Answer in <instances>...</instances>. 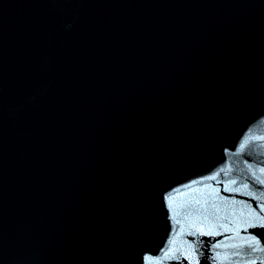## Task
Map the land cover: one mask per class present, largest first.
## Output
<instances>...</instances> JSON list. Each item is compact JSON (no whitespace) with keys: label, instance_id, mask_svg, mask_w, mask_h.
<instances>
[{"label":"water","instance_id":"water-1","mask_svg":"<svg viewBox=\"0 0 264 264\" xmlns=\"http://www.w3.org/2000/svg\"><path fill=\"white\" fill-rule=\"evenodd\" d=\"M261 169L264 0H0V264H264Z\"/></svg>","mask_w":264,"mask_h":264},{"label":"snow or ice","instance_id":"snow-or-ice-1","mask_svg":"<svg viewBox=\"0 0 264 264\" xmlns=\"http://www.w3.org/2000/svg\"><path fill=\"white\" fill-rule=\"evenodd\" d=\"M261 171L262 172H264V169H261ZM209 179H211V180H215L216 179V177L215 176H212V177H209ZM262 184H264V181H260ZM233 183H235V181H233ZM245 187H247V185H245ZM229 189H225V191H228ZM239 189H237V191H238ZM179 191L180 190H177V194L179 193ZM250 195H251V193H249ZM262 210H264V209H262ZM179 223H180V221L179 220H176V224L177 225H179ZM262 227H264V225H261ZM188 235H195L196 233L195 232H191V231H189L188 233H187ZM202 234H209V235H211L212 233L211 232H209V233H202ZM258 242L257 241H255V240H253V241H251L250 242V245L251 244H257ZM217 246H219V245H217ZM252 251H261V252H264V248H259V247H256V248H253L252 249ZM170 258H173V254H169V253H166L165 254V257H164V259H170ZM161 264H162V262H161Z\"/></svg>","mask_w":264,"mask_h":264}]
</instances>
